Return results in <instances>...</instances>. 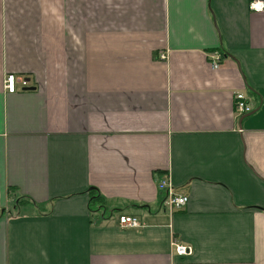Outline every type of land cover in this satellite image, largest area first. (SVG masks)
I'll return each mask as SVG.
<instances>
[{
  "label": "crops",
  "instance_id": "0c3cea01",
  "mask_svg": "<svg viewBox=\"0 0 264 264\" xmlns=\"http://www.w3.org/2000/svg\"><path fill=\"white\" fill-rule=\"evenodd\" d=\"M0 264H264V0H0Z\"/></svg>",
  "mask_w": 264,
  "mask_h": 264
},
{
  "label": "built area",
  "instance_id": "2783aa9c",
  "mask_svg": "<svg viewBox=\"0 0 264 264\" xmlns=\"http://www.w3.org/2000/svg\"><path fill=\"white\" fill-rule=\"evenodd\" d=\"M251 7L257 10L263 8V6L259 7L256 1H252ZM161 57L163 58L165 56L161 54ZM210 60L213 67L217 68L219 66V55L211 54ZM23 84H26V81H23ZM5 88L10 92L15 91L16 84L14 74L7 75L5 79ZM234 104L236 111H238L240 114H247L253 109L252 104L249 102L243 92H237L235 94ZM159 189L167 191L168 203L170 206L180 208L185 205L189 200L188 195L177 193L174 190V185L169 179H162L159 182ZM119 221L124 226L140 227V221L135 215L121 214L119 216ZM190 250L191 248L189 246L183 244H176V251L179 254H187Z\"/></svg>",
  "mask_w": 264,
  "mask_h": 264
},
{
  "label": "trees",
  "instance_id": "16d2710c",
  "mask_svg": "<svg viewBox=\"0 0 264 264\" xmlns=\"http://www.w3.org/2000/svg\"><path fill=\"white\" fill-rule=\"evenodd\" d=\"M93 198H96L95 196Z\"/></svg>",
  "mask_w": 264,
  "mask_h": 264
},
{
  "label": "water",
  "instance_id": "95a60500",
  "mask_svg": "<svg viewBox=\"0 0 264 264\" xmlns=\"http://www.w3.org/2000/svg\"><path fill=\"white\" fill-rule=\"evenodd\" d=\"M250 113V112H249ZM248 114V113H247Z\"/></svg>",
  "mask_w": 264,
  "mask_h": 264
}]
</instances>
